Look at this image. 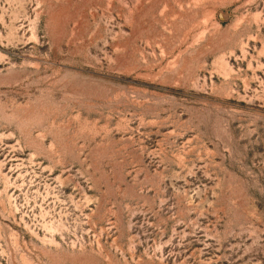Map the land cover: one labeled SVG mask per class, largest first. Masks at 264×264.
<instances>
[{"label": "rangeland", "instance_id": "1", "mask_svg": "<svg viewBox=\"0 0 264 264\" xmlns=\"http://www.w3.org/2000/svg\"><path fill=\"white\" fill-rule=\"evenodd\" d=\"M0 264H264V0H0Z\"/></svg>", "mask_w": 264, "mask_h": 264}, {"label": "water", "instance_id": "2", "mask_svg": "<svg viewBox=\"0 0 264 264\" xmlns=\"http://www.w3.org/2000/svg\"><path fill=\"white\" fill-rule=\"evenodd\" d=\"M219 19H220V20H224V16H223L222 13L219 14Z\"/></svg>", "mask_w": 264, "mask_h": 264}]
</instances>
